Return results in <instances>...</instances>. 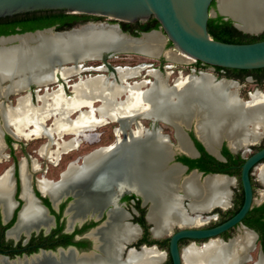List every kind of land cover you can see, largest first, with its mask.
Listing matches in <instances>:
<instances>
[{"label": "bare ground", "instance_id": "1", "mask_svg": "<svg viewBox=\"0 0 264 264\" xmlns=\"http://www.w3.org/2000/svg\"><path fill=\"white\" fill-rule=\"evenodd\" d=\"M219 8L226 13L240 16L244 26L249 30L254 31L259 26H264V0H220ZM85 34L87 35L84 36ZM72 36L80 37L82 42L89 43L88 50H84V52L93 51L91 56H94V51H99L103 47H113L114 42L119 40L124 42L121 46L123 51L119 52H129L127 50L133 52V49L138 52L143 49L141 48L143 45H147L148 47L144 49L146 52L155 56L163 53L164 38L157 31L147 34L143 42L123 38L114 25L99 27L88 25L77 30L76 33H72ZM49 37L51 36L45 34L35 37L22 36L19 38L22 42L20 46L0 48V75L4 78L16 75L17 78L10 86L2 89L4 95L26 89L30 82L43 86L57 82L55 69H52L51 62L47 59H35L29 56L34 48L30 46L27 48L31 41H35L38 42V45L41 43L44 47L52 49ZM166 55L177 61L192 59L189 55L182 56L180 53L171 51H167ZM64 58L73 59L71 57ZM97 59L99 58L81 59L76 64L72 63L71 66L56 69V72L61 73L64 80H67L72 75L82 72L81 64L83 62ZM140 69L141 67H119L118 74L114 77L120 79V83L116 81L117 79L112 80L105 75L87 77L73 84L74 94L72 96L66 95L63 86L52 91L46 88L42 94L39 92L37 102L33 101L31 92H26L18 96L16 104L2 105L0 115L9 128H14V134L18 139L30 140L44 136L50 138L40 148V152L54 162L60 159L62 153L76 149L82 141L90 137V133L87 131L104 124L108 118L129 120L138 115L153 121L170 120L171 118L192 121L196 118L198 132L211 148L224 135L231 139L235 148L250 140L257 141L263 135L264 131H259V128L264 130L263 92L257 90L252 94V99L249 102H243L238 99L236 94L239 88L236 82L224 79L217 82L213 80L210 73L204 72L188 77L180 76L175 80V84L169 85L159 69H150L148 73L152 74L156 81L143 80L131 84L126 82L129 77L138 75ZM167 73L169 76L170 72ZM231 88L234 91H231ZM123 94H126L124 99H122ZM97 101H100L101 104L93 109L94 103ZM84 106H87L86 110H84ZM78 110H81L77 114L78 116L72 117ZM50 118L54 119L53 123L51 126H47ZM123 123L126 127L128 122L123 121ZM121 129L123 130V128ZM146 131L139 125L130 141L117 145L116 158L108 164L103 173L101 172L100 179L107 187H110L109 179L120 186L128 182L132 186L140 188L148 196H155L153 197L155 201L150 212V219L155 223L156 234L168 231L174 224L180 226L202 224L206 219L199 215H188L179 196L173 190V180L178 171L163 169L167 146L158 139L142 141L143 136L148 137L149 135ZM53 134L60 140L52 138ZM67 134L74 137L66 140L65 135ZM53 144L56 145V148H53ZM115 146L99 150L95 152V156L100 157L102 153L114 150ZM181 146L184 149L188 148L186 141H181ZM5 149L6 145L0 130V159ZM93 162L88 168L93 166ZM22 174L23 196L27 200L22 213L25 223L33 217L40 216L41 211L30 195L24 163L22 164ZM260 176L264 181V165L260 168ZM196 177L195 174H192L188 178L189 180L183 183L186 193L195 198L194 202L189 205L190 209L193 212H202L211 209L212 205L220 203L223 204L221 206L226 207L229 196V191L227 192L226 189L235 180L217 176L209 177L203 188L197 182ZM229 179H231V184ZM39 184L45 193L52 191L57 194L62 187V184L54 185L47 180H40ZM12 188L10 171H7L0 179V200L5 202L7 209L12 206L10 198ZM180 189H182L181 185ZM135 233L136 230L130 225L114 224L111 231L110 229L105 231L106 244L109 242L106 246V257L93 262L82 260L83 262L78 261L76 264H158L165 257V251L145 249L139 254L131 251L126 260L123 262L120 260L122 242L131 240ZM253 237V232L246 231L243 235L233 239L231 243L211 240L203 247H196L193 244L183 250L184 259L187 263L192 264H238L240 258L236 251L249 248V245L253 243ZM73 255L62 257V261H64L62 264H73L74 261L71 259ZM262 262L261 264H264V261Z\"/></svg>", "mask_w": 264, "mask_h": 264}, {"label": "flooded vegetation", "instance_id": "2", "mask_svg": "<svg viewBox=\"0 0 264 264\" xmlns=\"http://www.w3.org/2000/svg\"><path fill=\"white\" fill-rule=\"evenodd\" d=\"M224 19L226 20H233V25L235 27V20L231 17L223 15ZM100 17V18H99ZM77 19L76 23L68 28L65 27L64 29H58L56 25L50 26L54 27L58 31H64L71 29L76 26H80L82 24H86L89 22H109L111 24L118 23L122 29V31L129 36H141L145 32H150L152 30H157L159 28H154L151 30H143V24L140 21L137 22H123L108 19L106 17L97 16L92 18H87L84 20ZM113 21V22H112ZM130 23V24H127ZM46 27V28H50ZM43 28V29H46ZM41 30V29H37ZM36 31V30H34ZM34 31H26L22 33H14V34H23L27 32H34ZM138 33L139 35H137ZM13 35V34H9ZM8 36V35H2ZM1 37V36H0ZM171 45L173 43L169 42ZM171 45H165V49L163 50V55H166V51L171 47ZM125 52H119L117 54H122ZM139 53V52H134ZM143 54V53H140ZM145 55V54H143ZM147 56V55H146ZM159 57V68H152V69H159L161 74L163 75L164 79H166L167 84L173 85L169 83L168 73L167 71H163L161 69H166L165 61L167 57ZM111 57V56H110ZM109 57V58H110ZM151 57V56H149ZM104 61L103 59L100 62H95L94 64H86L87 61L83 62L82 65V72H80L78 79L74 82L72 81V77L64 80L61 73L57 74V82L51 83L48 86V89L51 91L54 89L59 88V86H63L65 93L67 96L73 95V84L80 82L82 79H86L87 77H92L96 75H105L109 76L110 79H117L116 81L120 83V79L115 78L114 76L118 74L117 69L121 66H114L111 61ZM154 59H157L154 57ZM191 62V61H190ZM153 61L150 62H142L139 65L143 68H146L150 65H153ZM145 64V65H144ZM112 66L115 70L111 69L109 66ZM68 66H71L68 65ZM125 67V66H124ZM134 68V67H133ZM145 68V69H146ZM161 68V69H160ZM212 69V76L217 81L220 80H227V81H234L238 84V92L236 93L238 99L244 101H250L252 99V94L255 93L257 90L264 93L263 90L256 89L254 92L248 91L247 94L249 96L248 99H244L242 97L241 88L249 81L255 82L257 85L264 84V71L263 72H254L250 71L249 73L243 72H230L225 69H219L216 66L201 62L199 60H193L191 64V70L193 71L190 74H185L180 71V76L188 77L189 75H199L200 73H210L206 72L205 70ZM95 70H105L107 71L106 74L104 73H97L92 74V71ZM89 72V73H85ZM85 73V74H83ZM85 76H83V75ZM90 76H89V75ZM140 73L137 76L130 77L127 79L126 82L133 83L136 81H143L147 79H134L141 76ZM149 74V73H148ZM154 77V76H153ZM180 78V77H178ZM119 80V81H118ZM150 81H156L148 79ZM177 80V79H176ZM66 81V85L65 84ZM149 81V82H150ZM53 84L56 85L54 88ZM68 91L70 92H67ZM38 86H32L25 90V92H40L43 93L46 91V87L43 86L39 91ZM231 91L233 88L230 89ZM234 91V90H233ZM19 94V93H13ZM246 94V95H247ZM22 95V94H20ZM124 98L126 94H123ZM122 96V97H123ZM123 98V99H124ZM17 103V102H16ZM40 103V101H39ZM97 102L94 103V108H97L101 102H98V105H95ZM87 106H84V110H86ZM89 107V106H88ZM91 108V107H90ZM81 111V110H80ZM79 110L75 112L72 117L78 116L77 114L80 112ZM97 114V112H95ZM52 119V118H51ZM123 121L128 122L126 124ZM179 120H158L153 121L152 119H148L145 117L139 118V123L137 120L131 118L127 120H116V119H107L104 124H111L114 127L115 132V139L114 142L109 143L107 145H101L99 147L93 148V150L84 153L78 154L74 157H65L66 155L70 154L69 152L62 153L60 159L57 162L52 161L46 155H43L40 151L38 154L40 157H34L29 153H24L23 157H19L16 154V145H20L21 149L25 147L27 143H24V139H18L14 134V128L11 127L9 131L4 127L3 130V140L6 145V149H9V152L5 151L1 154L0 163H4L5 161H11L6 168L4 167L0 170V179L1 177L7 172L10 171V180L12 181V193L10 198L12 200V206L7 209V205L4 201L0 200V264H49L51 258L49 256H61L62 257H69L66 256V252L68 251H78L82 253L83 251L87 252H96L99 256L107 255L106 251H103L102 248L109 244H106L105 238V231L107 229L113 228L114 224H123V225H130L134 227L136 230L135 236L132 238L134 241L129 243L128 241H123L122 245L126 248L123 252V260H126L130 254L129 250L132 247H136L138 252L144 250L143 246L152 247L156 245L158 247L157 251H163L161 249H165L166 257L163 260L162 264H173L172 257L170 255V238L171 235L178 231L181 228H209L213 227L217 224H220L234 214H236L242 207L244 203L245 193L242 184V168L245 160L252 155L253 153L261 150L264 147V133L263 135L257 140L253 141L250 140L247 143V146L238 147L237 150H234L231 147V139L224 135L220 140L221 145L216 147L213 150L208 144V146L212 149L208 148L206 145L205 140L200 136L196 120L193 121L185 120L182 123L178 122ZM191 126L189 127V122ZM2 123V120L0 121ZM147 122V125L146 123ZM0 123V124H1ZM49 122L47 126H51ZM160 123H166L167 125L173 127L174 129V137L176 141L172 139L170 134L163 132V127ZM99 125V126H103ZM114 125V126H113ZM141 125L149 133L148 137H142V141L148 139H158L162 141V143L167 146L166 148V155L163 163V169L168 171L171 169H175L178 171L177 176L174 179H179V182H183L185 178L190 177L192 174H195L197 177V182L201 185L202 183L206 182V177L208 174L212 173H220L229 175L236 180L239 179V184L241 185V189L237 191L234 189V183L229 186V196L228 201L226 203V207L217 204L214 209L210 211H202V212H193L190 207L188 206L191 204V198L189 197L184 199V207L186 208V213L190 216H201L205 218L206 221L203 225H192V226H180L175 225L174 230L171 232H163L161 234H156L154 231L155 223L150 219V212L154 204H152V199L148 198L140 188H136L131 184L124 183L121 186L114 181L109 179L110 187H107L102 179V173L104 169L111 163L113 159L116 158V150L117 145L120 143H124L126 141H130L131 136L133 135L134 131L138 129V126ZM98 126V127H99ZM30 127V126H29ZM93 130L87 131L90 133V137L86 138L84 141H88L90 143H97L101 139V135L98 132L94 133L97 128ZM123 128V130L121 129ZM121 129V130H119ZM118 131V132H117ZM260 132H263V128H259ZM152 132V133H151ZM94 136H91L93 135ZM98 135V138H97ZM52 138H57L60 140L58 136L52 135ZM83 136V135H82ZM74 137V136H73ZM92 137V138H91ZM45 138L47 143L50 138L47 136L41 138H33L32 140H38ZM71 138V137H70ZM69 138V139H70ZM11 139V140H10ZM82 141L81 144L84 142ZM181 141H186L188 148L184 149L181 146ZM80 144V145H81ZM79 145V146H80ZM116 145V146H115ZM203 146L204 150H202L201 146ZM79 146L76 148L78 149ZM114 150H110L108 153H102L100 157H96L95 152L102 150L104 148H114ZM213 147V146H212ZM169 148V149H168ZM226 148L233 153L234 157L239 160L237 164V168H235L236 173H227L222 171H209L203 167H209L211 165V157H214L218 161L227 162L228 155L226 154ZM190 150V151H189ZM43 160V161H41ZM44 160H46L47 165L44 164ZM242 160V162H240ZM93 162V166L88 168V166ZM49 162L53 166L60 167L61 170L60 176L58 179H52L47 177V172L49 171ZM26 165V172L28 177V186L30 190V195L33 198V201L38 206L39 210L41 211L40 216H36L28 220L24 223L22 219V213L26 207L27 200L23 196L24 192V182H23V174H22V164ZM215 163V162H214ZM219 165V164H218ZM264 165V159L258 161V163L253 166L251 170V180L254 190V198L253 204L250 211L247 215L243 218L242 222L233 226L232 228L228 229L227 231L220 234L218 237L222 238L226 242L232 241L236 239L237 236L243 235L246 231H251L254 233V240L249 248L245 250H238L236 253L239 256L238 264H261L264 261V227L260 228V224H264V197L262 194V199L256 200L257 194V180H259L260 184L264 186V181L260 176V168ZM223 167L222 165H219ZM259 169V179L254 176V170ZM184 169V171H183ZM85 170V171H83ZM197 170V173L194 171ZM41 173L39 176L38 173ZM67 174L65 175V173ZM102 172V173H101ZM101 173V176L99 175ZM65 175V179H64ZM99 175V176H98ZM179 176V178H177ZM237 176V178L235 177ZM40 180H47L50 183L57 185L62 184V187L58 190L57 194H54L52 191L44 192L40 188L39 181ZM230 184H231V179ZM174 181V180H173ZM229 184V185H230ZM107 187V188H106ZM130 191H128V190ZM180 194H183L182 190H179ZM106 193V194H105ZM264 193V192H263ZM200 197V196H199ZM184 208V209H185ZM33 223V224H32ZM24 225V226H23ZM26 225V226H25ZM201 225V226H200ZM119 226V225H118ZM236 231V234L234 232ZM233 235V236H229ZM229 236V237H228ZM209 239H181L180 240V249L183 251L185 248L190 246L192 242H196V244L200 247L203 246ZM256 247L257 251H253ZM143 248V249H142ZM150 249V248H149ZM156 250V249H155ZM133 252V251H132ZM139 254V253H138ZM73 255V254H72ZM121 256V251L120 255ZM39 259V260H38ZM72 261L75 260V256L71 258ZM62 258L60 259V261ZM84 259H80L78 261H82ZM121 260V259H120ZM77 261V262H78ZM85 262L91 261L90 258L84 260ZM83 262V261H82ZM70 264V263H69ZM159 264V263H158ZM186 264V263H183ZM192 264V263H188Z\"/></svg>", "mask_w": 264, "mask_h": 264}, {"label": "water", "instance_id": "3", "mask_svg": "<svg viewBox=\"0 0 264 264\" xmlns=\"http://www.w3.org/2000/svg\"><path fill=\"white\" fill-rule=\"evenodd\" d=\"M213 1L214 0H0V18L14 16L16 14L33 12V11L62 10V9L67 10L70 13L89 14L96 16L101 15L102 17H106L108 19L123 21V22H137L140 20L148 21L154 16L161 23V28L165 33V35L167 36V40H170L173 43L174 49H177L180 53L189 55L190 57H192L193 60L194 59L199 60L201 62L213 66H222V67L234 68V69L252 70V69L264 68V40H258V41L246 42V43H232V42H224L217 40L209 33L208 21L211 16H216L217 15L216 13H219L221 15H226L235 20V24L237 28L250 34L253 33L258 34L263 32L264 26L261 25L254 31L247 29L244 26L243 19L240 16L228 12L226 13L222 11L221 8H219L220 0H215L216 2L215 8L217 9H215V13H213V8H211V4ZM88 25H94L98 27L101 25H106V26L114 25L116 26L119 34L123 38L134 41L140 40L141 42L144 41L147 34L157 31V30L155 31L152 30L150 32H145L139 37L131 36V35L129 36L128 34L122 31L118 23L111 24L109 22H101V21L96 23L89 22L64 31H58L54 27H50L46 29L36 30L34 32L1 36L0 48H11L13 46H20L22 42L19 38L22 36L35 37L40 34H45L48 36L50 35L51 37L49 38L52 43L51 45L52 49L44 47V45H41V43L40 45H38V42L35 41H31L29 45H27V48H29L28 46L34 48L30 52L29 56H32L35 59H42V60L47 59L48 61L51 62L52 69H55L54 73L57 81L58 73L56 72V69L60 67L68 66L70 64L73 65L72 63L76 64L81 59L99 58V59H103L104 61H107V59L110 56L117 54L119 53L120 50H122L121 46L124 42H120L119 40L118 42H114L113 47H109V48L103 47L99 51L96 52L94 51L93 53L94 56L90 55L91 52L93 51L84 52V50H88L87 47L89 43L87 44V42H82L80 37L79 38L73 37L72 33H76L77 30ZM86 35L87 34H85L84 36ZM165 45H166V41L164 39L162 42V50L165 49ZM146 47L148 46L143 45L141 47L143 49L138 50V52L155 58H159L163 54V53L159 54L158 56L152 55L146 52V50H144L146 49ZM127 51L131 52V50H127ZM132 51L135 52L136 50L133 49ZM64 57L67 58L71 57L73 59H66ZM109 67L115 70L111 65ZM15 79H17L16 75L11 76L9 78H4L0 75V109L2 105H7L9 103L8 100L11 101V99L9 98L13 94V92H11L7 95H4L2 93V89L10 86L13 83V81H15ZM213 80L217 81L216 79ZM33 85L38 86L37 91H39L43 87V85L30 82L28 88L32 87ZM64 85H66V81ZM48 86L49 84H47L45 87L48 88ZM28 88L23 90L22 89L17 90L14 93H21L22 91H25ZM67 92L70 91H68L67 89ZM72 93L74 94V90ZM37 95L38 92L32 93V99L35 102H37ZM242 101L249 102L244 100ZM140 117L141 115H138L134 119L137 120L139 123ZM0 118H2L0 119V121L1 120L3 121V123L0 122L1 123L0 130L2 137H4L3 136L4 132L2 131V127H5L9 131V133H11V131L9 130V126L8 124H6L3 117L1 116ZM176 119L171 118L170 120L175 121ZM194 119L197 120L196 118ZM177 120H179L178 122L180 123H182V121H185L183 119H177ZM190 126L191 124L189 122V127ZM247 143L241 144L236 148L233 147L231 143V147L234 150H237L238 147L247 146ZM220 145H221L220 140L214 143L212 147L213 150ZM208 148L210 149V151H212V149L209 146ZM262 159H264V147L261 150L250 155L243 164L241 179L244 188L245 198L241 209L236 214H234L226 221L217 224L213 227L181 228L171 235L169 248H170V255L172 257L173 264H183V263L188 264L184 259V251H181L180 249L181 239H185V238L193 239V240L209 239V241L206 242L204 245L211 242V240H219L224 243H231V240L229 242H226L225 240H223L218 236L223 232L227 231L228 229L232 228L233 226L242 222L243 218L250 211L254 201L253 200L254 190L251 180V170L253 166H255L258 163V161ZM197 172H198L197 170L194 171V173ZM215 176L222 178L223 177L232 178L229 175L220 174V173L208 174L206 178L215 177ZM188 178H185L181 183L179 182V179H174L173 181L174 184L173 190H175V193L179 196L180 202L183 207H184V199L186 198L189 199L190 197L191 204L194 202L195 199L194 196L188 195L186 193V189L183 188V183L186 182V180H189ZM233 179L235 180V178ZM180 185L182 186V189H180ZM201 186L204 188L205 182L202 183ZM229 189L230 188L227 186L226 189L227 192L229 191ZM179 190L183 191L182 195L180 194ZM153 197L155 196L148 197L152 199V204H154L155 201ZM216 205L217 204L212 205L211 209L209 208L208 211L214 209ZM175 225L176 224L171 226L168 232L173 231ZM132 241L134 240L131 239L128 242L131 243ZM193 244L196 247L198 246L196 242H192L191 245ZM125 248H126L125 246L121 245V250H120L121 260H123L122 257ZM143 248L144 250L149 248L158 250V247L156 245L152 247L143 246ZM102 250L106 251L105 247H103ZM130 251H133L134 253H139L136 247L130 248L129 252ZM71 254H74L75 256V260L73 264H76L77 261L80 259L87 260L90 258V260L93 262L105 258V256H99L96 254V252L93 251L92 252L83 251L82 253H79L78 251H68L66 252L65 255L70 256ZM62 256L63 255L61 256L58 255L57 257L49 256L48 258L52 259L51 261H49V263L50 264L64 263V261L62 260L60 261ZM165 257H166V253H165ZM165 257L159 262V264H162Z\"/></svg>", "mask_w": 264, "mask_h": 264}, {"label": "rangeland", "instance_id": "4", "mask_svg": "<svg viewBox=\"0 0 264 264\" xmlns=\"http://www.w3.org/2000/svg\"><path fill=\"white\" fill-rule=\"evenodd\" d=\"M215 9L217 8H213V13H215ZM217 14V13H216ZM113 22V21H112ZM160 34H162V36L164 37L165 41L167 44L171 45L169 42L170 40H167V36L165 35V33L163 32L162 28L159 27L158 31ZM262 33V32H261ZM261 33H258V34H254L253 35H259ZM174 45H171V47L168 49V51H171V52H176V53H180L177 49H174L173 47ZM167 52V51H166ZM182 54V56H185V54L183 53H180ZM165 57H167V55H163ZM162 56V57H163ZM195 60V59H194ZM101 60H88L86 64H94L95 62H100ZM109 61H111V63L114 65V66H121V67H140L141 65L138 66V64L142 63V62H150V61H153V65H150L146 68L143 67L140 69L139 71V74H141V76L137 77V78H134V79H151V80H154V77L152 74H148V72L150 71V69L152 68H159V59H154V57H149L148 55H143V54H140V53H134V52H125V53H122V54H114L112 55L110 58H109ZM191 61V62H190ZM165 65L167 66L166 69H161L163 71H167V72H170L168 78H169V83L173 84L175 82V80L180 77V71H182L185 76H187V74H190L192 73L193 71L191 70V64L193 62V59L191 58H187L186 60L184 61H177V60H173V59H170L167 57V60L165 61ZM146 68V69H145ZM206 72H210V74H212L213 70L212 69H208V70H205ZM85 73H89V72H85ZM83 73V74H85ZM92 74H97V73H104L106 74L107 71L105 70H95V71H92L91 72ZM82 74V75H83ZM138 74V75H139ZM89 75V74H88ZM73 76V75H72ZM71 76V77H72ZM78 76L79 75H75L72 77V81L70 82H74L75 80L78 79ZM85 76V75H83ZM90 76V75H89ZM137 76V75H135ZM134 77V76H132ZM130 78V77H129ZM149 82V80H148ZM147 86L149 85L148 83L146 84ZM54 88L56 87L55 84H53ZM146 86V87H147ZM143 88H145V86H143ZM256 89H260V90H263L264 91V84L262 85H257L255 82H252V81H249L247 82L242 88H241V91H242V97L244 99H248L249 96L247 94L248 91H252L254 92ZM26 92L25 91H22L21 93L19 94H14V95H11L8 100V102L10 104H16L17 102V98L20 94H25ZM43 93V91H41V94ZM247 94V95H246ZM124 98V96L122 97V99ZM40 101V100H39ZM100 101H97V103L95 105H98ZM1 117V115H0ZM2 119V118H0ZM53 118L50 120H48L49 124H51V122H53ZM3 123V121H2ZM146 125H147V122H145ZM112 124V123H111ZM111 124H104L103 126H99L97 128V130L94 131V133L98 132L99 135H101V139L97 142V143H90L88 141H84L78 149H74V150H71L70 151V154L66 155L65 157H74L76 155H78L79 153L80 154H84V153H87L91 150H93V148L95 147H99L101 145H107L109 143H112L114 142V139H115V132H114V127L111 126ZM163 127V132L164 133H167V134H170L172 136V139L174 141H176L175 137H174V129L173 127L167 125L166 123H160ZM114 126V125H113ZM4 130V127H2V131ZM72 138L73 135L71 134H67L65 135V139L68 140L69 138ZM47 141V139L45 138H42V139H38V140H26L24 139L23 142L24 143H27L25 145V147L23 148V150L21 149V146L20 145H16V154L17 156L19 157H23L24 156V153H29L31 155H33L34 157H40L39 154H38V151H40V148L43 146V144H45V142ZM53 148H56V145L53 144L52 145ZM7 152H9V149L7 148L6 149ZM43 161V160H41ZM9 164H11V161L8 160V162H4V163H0V170H2L4 167L6 168ZM44 164L47 165V162L46 160H44ZM61 168L60 167H57V166H53L51 164V162H49V171L47 172V177L49 178H52V179H58L59 176H60V171ZM41 173L39 172L37 175L39 176ZM254 176L258 179H259V169L256 168L254 170ZM237 178V176H235ZM257 187H258V190H257V194H256V200L258 199H262V194H263V197H264V186H262L259 182V180H257ZM234 189L237 191L238 189H241V185L239 184V179L236 180V182L234 183L233 185ZM204 222L201 224L203 225ZM200 225V226H201ZM236 234V231L234 232L233 235ZM233 235H229V236H233ZM228 236V237H229ZM257 248L256 247L253 251H257ZM160 250H163V251H167L166 248L165 249H161Z\"/></svg>", "mask_w": 264, "mask_h": 264}, {"label": "trees", "instance_id": "5", "mask_svg": "<svg viewBox=\"0 0 264 264\" xmlns=\"http://www.w3.org/2000/svg\"><path fill=\"white\" fill-rule=\"evenodd\" d=\"M216 7L215 0L211 4V8ZM97 17L96 15L89 14H78V13H70L67 10H40L27 12L22 14H16L14 16H8L0 18V36L9 35L14 33H22L26 31H34L37 29H43L46 27H50L56 25L58 29H64L65 27H72L77 21V19L82 18L81 20ZM100 18V17H99ZM143 24V30H151L154 28L161 27V23L153 16L148 21H141ZM233 20L224 19V16L217 13L216 16H211L208 21V29L209 33L217 40L224 42H232V43H246V42H254L258 40H264V31L259 35H253L250 33H246L239 28L233 25ZM130 24V23H127ZM139 35L138 33H136ZM219 69H225L230 72H243L249 73L250 71H258L263 72L264 68L261 69H234L227 68L222 66H216ZM11 140V139H10ZM202 150H204L203 146L200 145ZM226 154L228 155L227 162L218 161L214 157H211V165L209 167H203L209 171H222L227 173H236L235 168H237V164L239 160L236 159L227 148ZM215 162V163H214ZM242 162V160L240 161ZM222 165L223 167L219 166ZM260 228L264 227V224H260Z\"/></svg>", "mask_w": 264, "mask_h": 264}]
</instances>
